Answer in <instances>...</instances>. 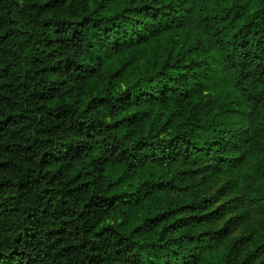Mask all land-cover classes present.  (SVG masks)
I'll return each instance as SVG.
<instances>
[{
  "label": "trees",
  "instance_id": "obj_1",
  "mask_svg": "<svg viewBox=\"0 0 264 264\" xmlns=\"http://www.w3.org/2000/svg\"><path fill=\"white\" fill-rule=\"evenodd\" d=\"M244 196L264 0H0V264H264Z\"/></svg>",
  "mask_w": 264,
  "mask_h": 264
},
{
  "label": "rangeland",
  "instance_id": "obj_2",
  "mask_svg": "<svg viewBox=\"0 0 264 264\" xmlns=\"http://www.w3.org/2000/svg\"><path fill=\"white\" fill-rule=\"evenodd\" d=\"M254 161L243 158L239 161L238 169L240 172H248L254 169ZM210 192L215 189H219L222 186L220 181H215L210 183ZM243 211L245 213V218L243 221L239 218L233 219L229 227L228 240L233 241L236 239L244 238L246 243L253 248L258 240H261L264 236V223L261 218L257 215L256 210L251 205L247 197L242 198ZM229 217L223 218L220 226L224 224Z\"/></svg>",
  "mask_w": 264,
  "mask_h": 264
}]
</instances>
